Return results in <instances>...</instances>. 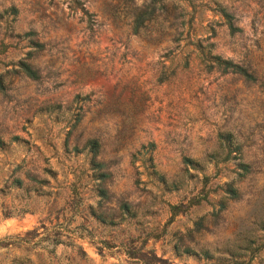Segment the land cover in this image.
Listing matches in <instances>:
<instances>
[{
  "label": "rangeland",
  "instance_id": "374dc122",
  "mask_svg": "<svg viewBox=\"0 0 264 264\" xmlns=\"http://www.w3.org/2000/svg\"><path fill=\"white\" fill-rule=\"evenodd\" d=\"M220 1L239 31H227L210 0H195L191 26L175 32L172 0L157 2L137 32L127 0H80L89 16L73 0H0V264H209L184 246L212 250L250 233L262 246L247 264H264V230L255 225L264 219V0ZM207 37L214 53L254 81L206 70L193 51L184 65L185 52ZM21 61L37 79L20 70ZM225 131L250 172L235 182L239 198L211 216L210 203L186 202L203 173L215 194L216 184L235 176L232 162L206 158ZM91 138L107 173L105 200L87 156L71 151ZM183 156L202 168L185 173ZM152 168L186 180L166 191ZM121 203L132 215L119 213ZM172 204L183 211L171 216ZM101 212L123 219L100 224ZM197 218L203 228L194 230ZM101 240L108 247L98 251Z\"/></svg>",
  "mask_w": 264,
  "mask_h": 264
},
{
  "label": "trees",
  "instance_id": "16d2710c",
  "mask_svg": "<svg viewBox=\"0 0 264 264\" xmlns=\"http://www.w3.org/2000/svg\"><path fill=\"white\" fill-rule=\"evenodd\" d=\"M160 0H149V2L143 5L141 8H137L133 5V0H127L129 9L131 11L130 27L132 32H137L138 28L143 22L149 20L151 17L155 16L157 5L156 3ZM212 3L211 10L216 13L221 18V23L225 26L229 33H234L239 31V27L234 25L235 17L233 13L225 6L220 0H210ZM75 7L81 12L82 15L89 16L87 12L83 9L80 0H73ZM200 2L197 3L199 5ZM195 0H172L171 3V17L170 27L173 31H177L179 27L183 28L186 25L187 28L191 26L192 15L195 12ZM189 8L188 11L186 9ZM11 10L15 12V8L11 7ZM187 15V18L185 19ZM181 29L177 35H181ZM33 31H28L26 35H33ZM186 34H189L187 29ZM177 39V37L175 38ZM35 46H38V42H32ZM193 50L185 52L183 57L184 65L187 64V59L190 53L195 54V57L203 64L206 70H218L221 73H231L237 74L246 81H254V76L251 72L247 70L244 66L232 62L230 59H224L220 55L213 52V42L206 39H197L196 43L193 44ZM20 70L30 79H37V71L32 68L28 63L21 61L19 63ZM12 139H16L12 138ZM217 150L208 154L206 156L207 161L212 160L217 162H232L234 165L235 176L231 179L223 181L221 184H216L218 188V193L215 194L211 191L209 187H206L208 182V176L203 173L201 178V186L199 190L193 195L189 196L186 202V207H191L198 205L202 202L210 203L211 216H217V214L223 210L229 200H236L239 198V191L235 186V182L243 178L246 174L250 172V165L242 160L240 145L235 141L234 135L231 132H218L216 135ZM4 145V142L0 140V147ZM151 146V144H150ZM99 143L96 139H87L81 147L73 146L71 151L74 154L84 152L87 156L88 169L90 171V177L94 181L95 190L97 196L103 200L107 198L106 190L101 185V182L107 177V173L103 170V164L96 159L98 153ZM151 162V158H148ZM181 164L184 166L185 173L187 169H199L202 168V164L196 159L189 157H181ZM153 167V164H150ZM151 175L155 178L156 182L162 186L166 191H176L180 189L186 180L184 174L177 179H168L162 173L158 172L154 168L151 169ZM189 176V175H188ZM17 184L20 181L16 180ZM206 187V188H205ZM209 195L215 197V202H211ZM119 213L121 215L128 214L132 215L130 212V207L126 203H121L118 206ZM183 210L180 209L178 204L169 205V212L171 216H174ZM123 218H119L121 221ZM172 219V218H170ZM98 223L104 225H115L119 221H114L108 218L107 215H103L102 212L96 215L94 218ZM255 225L259 230H264V219H259ZM192 229L199 230L203 228V218H197L193 221ZM60 241H55L54 244H58ZM102 246L97 247L98 251L102 247H108V242L105 240L100 241ZM53 244V245H54ZM72 248L79 254H83V250L80 245L70 243ZM262 246V242L258 240L254 233H250L242 236L241 238L229 243L225 242L221 248L214 247L212 250L206 248H199L198 250H193L184 246L183 252L201 257L206 261H211L209 264H247L253 258L255 252ZM177 250V248H175ZM218 252L217 254H214ZM128 256L134 255L132 252H126ZM158 261L164 263V260L158 259L153 256ZM143 264H146L144 261ZM149 263V262H148Z\"/></svg>",
  "mask_w": 264,
  "mask_h": 264
}]
</instances>
